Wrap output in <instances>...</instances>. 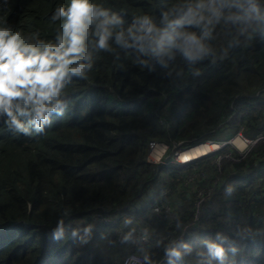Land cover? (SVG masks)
<instances>
[{
    "label": "trees",
    "instance_id": "obj_1",
    "mask_svg": "<svg viewBox=\"0 0 264 264\" xmlns=\"http://www.w3.org/2000/svg\"><path fill=\"white\" fill-rule=\"evenodd\" d=\"M57 2L0 0V19L50 35L46 18ZM199 67V76H168L105 55L88 80L71 85V103L45 133L14 136L0 126V264H124L139 255L119 241L127 215L189 244L181 264L207 258L202 241L218 233L226 249H238L226 264H264V142L247 154L227 144L175 162L181 149L264 136V36ZM151 142L167 146L163 163L148 161ZM199 189L207 197L197 215ZM160 205L171 212L158 215ZM65 210V235L53 239ZM88 223V243L71 236ZM244 227L241 240L235 233Z\"/></svg>",
    "mask_w": 264,
    "mask_h": 264
},
{
    "label": "clouds",
    "instance_id": "obj_2",
    "mask_svg": "<svg viewBox=\"0 0 264 264\" xmlns=\"http://www.w3.org/2000/svg\"><path fill=\"white\" fill-rule=\"evenodd\" d=\"M46 20L50 35L0 19V126L14 136L45 133L53 115H63L71 103V85L88 80L105 55L149 73L199 76V65L264 36V0H58ZM165 155L153 164L163 163ZM181 155L179 150L178 160ZM67 216L65 210L51 229L53 239L64 237ZM93 228H73L71 236L86 244ZM184 230L178 220L174 232ZM117 231L121 244L139 252L125 264H181L192 255L189 244L157 232L148 220L127 215ZM249 231L240 228L235 235L244 240ZM227 242L219 233L202 241L207 258L196 264H226L228 252L238 251L226 249Z\"/></svg>",
    "mask_w": 264,
    "mask_h": 264
},
{
    "label": "built area",
    "instance_id": "obj_3",
    "mask_svg": "<svg viewBox=\"0 0 264 264\" xmlns=\"http://www.w3.org/2000/svg\"><path fill=\"white\" fill-rule=\"evenodd\" d=\"M241 136V135H240ZM240 136H238L235 140H237ZM241 138L247 143V144H249V148L246 150V152H249L251 149H252V147H254L256 144H258L259 142H264V136H260L259 138H257V139H255V140H250V139H246V138H244L243 136H241ZM234 140V141H235ZM233 141V142H234ZM159 144L158 143H155V142H151L150 144H149V156H148V161L150 162V163H158V162H160L161 160H162V158H163V156L164 155H160L159 154ZM167 147V146H166ZM237 147V146H236ZM248 147V146H247ZM166 153V152H165ZM164 153V154H165ZM241 153V152H240ZM179 158V157H178ZM194 181V179H190V183L191 182H193ZM195 190H197L196 189V186H195ZM199 192H202L201 193V197H202V195H204V196H206L207 197V195H206V191L205 190H201V189H199L198 190V193ZM199 196V195H198ZM197 202H198V198H197ZM197 202H196V209H197V213L199 212V210H200V206L202 205V203H200V204H198L197 205ZM166 209H169V212H171V207H169V206H167V205H160L159 207H157V208H155V212L159 215V214H161L162 212H164V213H168L167 211H166ZM128 260V259H127ZM126 260V261H127ZM125 264V263H124ZM129 264H131V262H129Z\"/></svg>",
    "mask_w": 264,
    "mask_h": 264
},
{
    "label": "rangeland",
    "instance_id": "obj_4",
    "mask_svg": "<svg viewBox=\"0 0 264 264\" xmlns=\"http://www.w3.org/2000/svg\"><path fill=\"white\" fill-rule=\"evenodd\" d=\"M237 136H238V134H237ZM240 136V135H239ZM235 138V137H234ZM233 140V139H232ZM232 140H230V141H232ZM230 141H228V142H230ZM234 141V140H233ZM232 141V142H233ZM231 142V143H232ZM213 143H211V142H208V143H204V144H201V145H198V146H196V147H193L190 151H187V152H183V153H181L182 154V157L180 158L181 160L183 159V157L186 155H190V153H192V152H194V151H196L197 149H199V148H202V147H204V146H209L210 148L211 147H213L214 145H216V144H214V145H212ZM230 144V143H229ZM232 145L239 151V152H241L242 154H247V152H246V150L250 147L249 146V144H247L242 138H241V136L237 139V140H235L233 143H232ZM216 146H218V145H216ZM237 146V147H236ZM248 146V147H247ZM159 152H160V155H164V153L165 152H167V147H165V145H162V144H159ZM219 149V146L217 147V148H214L213 147V151L212 152H214V151H217ZM175 159L177 160V162H179V163H181L178 159H177V155L175 156ZM184 160V159H183ZM186 163V162H185ZM184 163V164H185ZM182 164V163H181ZM188 183H190V179L188 180V182H187V184ZM187 184H185V185H187ZM195 188V187H194ZM201 193L202 192H199L198 193V202H197V205L198 204H200V203H203L204 202V200L206 199V196H204V195H202V197L200 196L201 195ZM201 207V206H200ZM166 211L167 212H169V209H166ZM197 215H198V213H197Z\"/></svg>",
    "mask_w": 264,
    "mask_h": 264
},
{
    "label": "bare ground",
    "instance_id": "obj_5",
    "mask_svg": "<svg viewBox=\"0 0 264 264\" xmlns=\"http://www.w3.org/2000/svg\"><path fill=\"white\" fill-rule=\"evenodd\" d=\"M212 145H214V144H212ZM214 148H217L218 146H216V145H214L213 146ZM213 147H209V146H204V147H202V148H199V149H197L196 151H194V152H192V153H190V155H185L184 157H183V159L181 160V159H179L180 160V162L182 163V164H184L185 162L186 163H189V162H192V161H195V160H198V159H200V158H202V157H205V156H207V155H209L210 153H212V151H213ZM220 149V148H219ZM159 151V150H158ZM159 154H160V152H159ZM182 157V155L180 156V158Z\"/></svg>",
    "mask_w": 264,
    "mask_h": 264
},
{
    "label": "water",
    "instance_id": "obj_6",
    "mask_svg": "<svg viewBox=\"0 0 264 264\" xmlns=\"http://www.w3.org/2000/svg\"><path fill=\"white\" fill-rule=\"evenodd\" d=\"M236 138H237V137H235L233 140H235ZM233 140H232V141H233ZM232 141L221 144V145H220V148L223 147V146H225V145H227V144H229V143H231ZM192 148H193V147H192ZM192 148H189V149H181V150H180V153L190 151Z\"/></svg>",
    "mask_w": 264,
    "mask_h": 264
}]
</instances>
